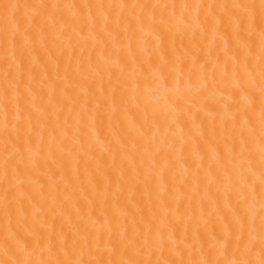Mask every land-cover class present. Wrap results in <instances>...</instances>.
<instances>
[{
    "label": "bare ground",
    "instance_id": "1",
    "mask_svg": "<svg viewBox=\"0 0 264 264\" xmlns=\"http://www.w3.org/2000/svg\"><path fill=\"white\" fill-rule=\"evenodd\" d=\"M261 4L0 0V264H260Z\"/></svg>",
    "mask_w": 264,
    "mask_h": 264
},
{
    "label": "snow or ice",
    "instance_id": "2",
    "mask_svg": "<svg viewBox=\"0 0 264 264\" xmlns=\"http://www.w3.org/2000/svg\"><path fill=\"white\" fill-rule=\"evenodd\" d=\"M262 8H264V0H262V4H261ZM206 264H211L210 261L206 262ZM260 264H264V260H261Z\"/></svg>",
    "mask_w": 264,
    "mask_h": 264
}]
</instances>
